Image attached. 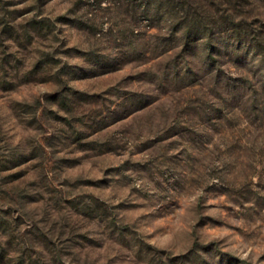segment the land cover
Masks as SVG:
<instances>
[{
	"label": "rangeland",
	"instance_id": "1",
	"mask_svg": "<svg viewBox=\"0 0 264 264\" xmlns=\"http://www.w3.org/2000/svg\"><path fill=\"white\" fill-rule=\"evenodd\" d=\"M0 264H264V0H0Z\"/></svg>",
	"mask_w": 264,
	"mask_h": 264
},
{
	"label": "trees",
	"instance_id": "2",
	"mask_svg": "<svg viewBox=\"0 0 264 264\" xmlns=\"http://www.w3.org/2000/svg\"><path fill=\"white\" fill-rule=\"evenodd\" d=\"M201 28V27H200ZM200 28L197 30V31H195V33H193V34H189V36H192V37H194L193 39H195V40H198V39H202V38H206L203 34H201V33H199V32H201L200 31ZM206 27L204 26L203 27V29H205ZM188 36V37H189ZM211 46V45H210ZM211 49L210 50H212L213 49V46L212 47H210Z\"/></svg>",
	"mask_w": 264,
	"mask_h": 264
}]
</instances>
